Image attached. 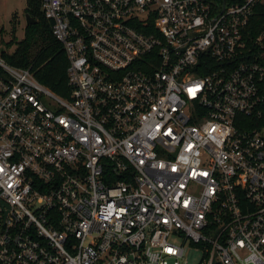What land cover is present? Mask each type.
<instances>
[{
  "label": "built area",
  "instance_id": "1",
  "mask_svg": "<svg viewBox=\"0 0 264 264\" xmlns=\"http://www.w3.org/2000/svg\"><path fill=\"white\" fill-rule=\"evenodd\" d=\"M263 5L41 0L72 91L0 58V264H264Z\"/></svg>",
  "mask_w": 264,
  "mask_h": 264
},
{
  "label": "trees",
  "instance_id": "2",
  "mask_svg": "<svg viewBox=\"0 0 264 264\" xmlns=\"http://www.w3.org/2000/svg\"><path fill=\"white\" fill-rule=\"evenodd\" d=\"M220 5L239 0H210ZM25 13L35 20L25 25L24 37L11 43L16 45L11 55L2 52V59L10 66L28 70L43 86L61 98H69L72 91L68 85V60L62 44L52 35V22L45 18L41 0H26ZM264 32V5L255 9L244 32L247 36H257ZM1 73V70H0Z\"/></svg>",
  "mask_w": 264,
  "mask_h": 264
},
{
  "label": "rangeland",
  "instance_id": "3",
  "mask_svg": "<svg viewBox=\"0 0 264 264\" xmlns=\"http://www.w3.org/2000/svg\"><path fill=\"white\" fill-rule=\"evenodd\" d=\"M25 7L26 0H0V50L6 48V55H11L16 48V45L11 43L12 38L20 41L24 37ZM44 102L51 107L50 100L44 99ZM198 257V252H189V264L196 263Z\"/></svg>",
  "mask_w": 264,
  "mask_h": 264
},
{
  "label": "water",
  "instance_id": "4",
  "mask_svg": "<svg viewBox=\"0 0 264 264\" xmlns=\"http://www.w3.org/2000/svg\"><path fill=\"white\" fill-rule=\"evenodd\" d=\"M223 4H224V2H223ZM34 23H35V20L32 17H30V15L28 13H25V25L28 26V25H32ZM5 50H6V48H2L0 50V52L2 53Z\"/></svg>",
  "mask_w": 264,
  "mask_h": 264
}]
</instances>
